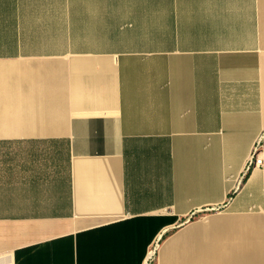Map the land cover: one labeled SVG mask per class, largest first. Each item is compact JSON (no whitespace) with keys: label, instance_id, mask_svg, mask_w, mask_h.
Segmentation results:
<instances>
[{"label":"crops","instance_id":"0c3cea01","mask_svg":"<svg viewBox=\"0 0 264 264\" xmlns=\"http://www.w3.org/2000/svg\"><path fill=\"white\" fill-rule=\"evenodd\" d=\"M19 4L0 264H264V0H70L47 6L72 33L41 44L12 40Z\"/></svg>","mask_w":264,"mask_h":264},{"label":"rangeland","instance_id":"374dc122","mask_svg":"<svg viewBox=\"0 0 264 264\" xmlns=\"http://www.w3.org/2000/svg\"><path fill=\"white\" fill-rule=\"evenodd\" d=\"M10 2H16V4L20 2L18 5L20 15L15 23H13V15L11 16L12 40L18 39L21 43L41 44L48 43L64 34L72 33L70 7L67 8L68 17L67 11L56 13L51 11L50 6H47L70 3V0H10ZM36 5L47 7L42 9L43 13H38L35 12L34 6ZM12 7L11 11H13Z\"/></svg>","mask_w":264,"mask_h":264},{"label":"built area","instance_id":"2783aa9c","mask_svg":"<svg viewBox=\"0 0 264 264\" xmlns=\"http://www.w3.org/2000/svg\"><path fill=\"white\" fill-rule=\"evenodd\" d=\"M251 155L246 165L247 170L250 169H261L264 172V133L254 144ZM264 200V194H263ZM262 211H264V204L262 207Z\"/></svg>","mask_w":264,"mask_h":264}]
</instances>
